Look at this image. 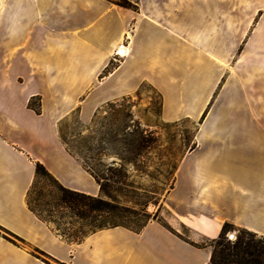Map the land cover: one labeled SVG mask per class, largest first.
Segmentation results:
<instances>
[{
    "label": "crops",
    "instance_id": "obj_1",
    "mask_svg": "<svg viewBox=\"0 0 264 264\" xmlns=\"http://www.w3.org/2000/svg\"><path fill=\"white\" fill-rule=\"evenodd\" d=\"M128 1L0 0V264H208L200 244L226 224L264 237V0ZM142 85L165 123L198 122L168 193L170 229L150 220L69 242L27 206L36 163L99 196L58 123L76 110L90 122Z\"/></svg>",
    "mask_w": 264,
    "mask_h": 264
},
{
    "label": "trees",
    "instance_id": "obj_2",
    "mask_svg": "<svg viewBox=\"0 0 264 264\" xmlns=\"http://www.w3.org/2000/svg\"><path fill=\"white\" fill-rule=\"evenodd\" d=\"M112 1L123 8H135L128 0ZM128 100L129 97L103 105L102 114L105 115L101 116L98 109L88 125L82 124L78 110L62 119L58 125L63 145L95 179L100 189L99 196L92 197L64 188L42 164L36 163L34 181L26 196L27 206L40 221L54 224L53 231L69 242L80 243L89 234L116 227L140 232L150 220H155V216L151 218L144 210L147 203L139 211L135 206L126 204L136 196L132 194L136 191L129 182V168L143 164L157 145L152 133L134 120L131 106L127 105ZM29 107L40 114L39 99L32 100ZM72 118L79 130L71 133V141H68L64 128ZM42 181L50 184L51 190L47 195L37 188ZM119 198H124V203L119 202ZM139 204L135 205L142 207ZM64 210L82 219H93L96 214L104 215V219L88 231L70 232L60 227L65 217L61 213ZM136 218L145 221L132 228L129 222ZM230 228L233 227L224 225L220 236L210 241L208 246L212 248V255L208 264H264V237L240 229L239 235L231 241L227 237Z\"/></svg>",
    "mask_w": 264,
    "mask_h": 264
},
{
    "label": "rangeland",
    "instance_id": "obj_3",
    "mask_svg": "<svg viewBox=\"0 0 264 264\" xmlns=\"http://www.w3.org/2000/svg\"><path fill=\"white\" fill-rule=\"evenodd\" d=\"M127 105L131 106L134 120L157 139V145L155 149L149 152L143 164L136 168H129V182L134 186L136 192L132 194H136V196L134 198L131 197L130 200L132 202L126 204L135 206L139 211L147 203L144 208L145 212L151 218L155 216V220H159L168 227L164 221V218L168 216V193L174 185L176 171L181 159L193 147L198 122L183 120L177 123H165L160 117V95L153 88L146 85H142L134 95L129 97ZM102 111L103 108L101 106L99 114L104 116L105 114H102ZM89 123L82 124L88 125ZM64 130L67 140L71 141L69 135L79 129L74 125L72 118L66 123ZM46 183L42 181L37 188L47 195L51 188H49L50 184ZM119 202L124 203V198H119ZM138 202L142 207L135 205ZM61 213L65 216L61 220V229H69L70 232L76 233L88 231L91 226L98 225L104 219L102 214L94 215L93 219H82L74 217L66 210ZM143 221H145L143 218L132 219L134 223L129 222V225L134 228ZM50 226L53 229L55 228L54 224H50ZM239 231L240 229L238 228H230L227 232V237L233 235L234 238L231 241H234L239 235ZM181 232L185 236L188 233L185 229H181ZM4 237L17 245V242L12 237ZM200 245L202 247L208 246L210 241H205ZM35 255L40 257L39 255L42 254Z\"/></svg>",
    "mask_w": 264,
    "mask_h": 264
},
{
    "label": "bare ground",
    "instance_id": "obj_4",
    "mask_svg": "<svg viewBox=\"0 0 264 264\" xmlns=\"http://www.w3.org/2000/svg\"><path fill=\"white\" fill-rule=\"evenodd\" d=\"M118 53L119 56L121 57H126L128 55L127 49L123 46H120L117 48L115 54Z\"/></svg>",
    "mask_w": 264,
    "mask_h": 264
},
{
    "label": "built area",
    "instance_id": "obj_5",
    "mask_svg": "<svg viewBox=\"0 0 264 264\" xmlns=\"http://www.w3.org/2000/svg\"><path fill=\"white\" fill-rule=\"evenodd\" d=\"M116 57H121V56H119L118 53H116ZM228 238H229L230 240H232V239L234 238V236H233V235H229Z\"/></svg>",
    "mask_w": 264,
    "mask_h": 264
}]
</instances>
